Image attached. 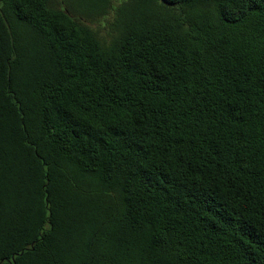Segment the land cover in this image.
Here are the masks:
<instances>
[{
    "label": "trees",
    "instance_id": "1",
    "mask_svg": "<svg viewBox=\"0 0 264 264\" xmlns=\"http://www.w3.org/2000/svg\"><path fill=\"white\" fill-rule=\"evenodd\" d=\"M0 264H264V0H0Z\"/></svg>",
    "mask_w": 264,
    "mask_h": 264
}]
</instances>
